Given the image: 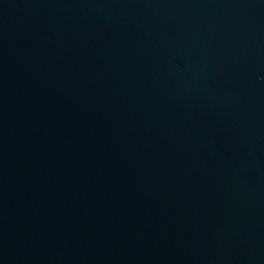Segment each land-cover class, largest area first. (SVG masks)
Segmentation results:
<instances>
[{
    "label": "water",
    "instance_id": "obj_1",
    "mask_svg": "<svg viewBox=\"0 0 264 264\" xmlns=\"http://www.w3.org/2000/svg\"><path fill=\"white\" fill-rule=\"evenodd\" d=\"M0 264H264V0H0Z\"/></svg>",
    "mask_w": 264,
    "mask_h": 264
}]
</instances>
